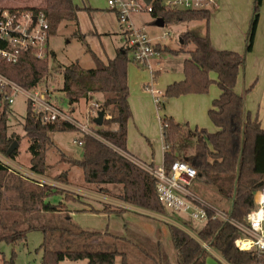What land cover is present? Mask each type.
I'll list each match as a JSON object with an SVG mask.
<instances>
[{
  "label": "trees",
  "instance_id": "1",
  "mask_svg": "<svg viewBox=\"0 0 264 264\" xmlns=\"http://www.w3.org/2000/svg\"><path fill=\"white\" fill-rule=\"evenodd\" d=\"M262 3L263 0L253 2L250 25L245 36V49L242 53L214 48L209 35L211 11L170 10L155 3L151 13L155 20L158 17L164 18L165 24L196 20L206 22L204 35L187 31L181 36L182 46L180 50L174 52L183 51L191 44L194 48L189 50V55L183 62L184 79L169 84L162 92V96L168 99L187 94H204L208 92L212 83H216L221 91L212 101L208 111L209 118L217 128L215 132L192 129L175 121L171 116L162 117L164 167L169 171L176 160H184L193 166L198 171L199 180L216 186L229 200V212L239 221H243L248 212L254 208V195L257 190L264 187V129L259 120L252 119L246 111L247 90L243 94L235 91L239 73L245 66L246 56L254 47ZM22 8L44 12L50 23V32L55 31L65 21L79 24L80 8L73 0H45L42 6ZM76 34L81 39H85L80 31ZM90 52L95 67L85 69L79 62L64 66L62 90L71 104L79 102L83 97L89 98L94 93L103 94L104 98L98 104L99 110L105 114L104 123L95 129L102 139L83 135L80 140L84 148L83 157L70 158L58 149L62 160L82 168L84 181L98 186L99 191L144 210L168 214V210L158 198L156 178L120 152H127L128 122L132 116L128 84L130 48L124 46L118 49L115 57L106 61L92 50ZM48 68V59H39L29 51L21 53L16 63H8L0 58V72L26 89L38 86L46 76ZM212 72L216 73L215 80L210 76ZM164 104L161 100L157 102L159 108H163ZM1 107L0 152L14 159L18 149L11 154H8V149L15 140L20 142L21 137L8 134L10 104L4 100L2 94H0ZM23 128L25 136L30 139L28 147L31 153L30 169L39 175L46 173L48 169L46 152L55 146L51 134L56 131L76 130L67 122L42 123L38 113L29 103ZM181 143H187L188 147H183ZM190 150L192 151L189 152ZM10 172L11 167L0 161V210L3 199L2 188ZM63 180H66L65 177ZM40 187L43 196L63 192L52 189L50 185ZM64 194L65 199H76L70 193L64 192ZM32 198L35 199L34 194ZM42 208L55 211L67 210L63 202L52 206L43 202ZM103 210L125 212L127 209L105 206ZM66 231L92 240H102L104 237L126 240L125 237L108 232L82 229ZM169 231L177 255L176 264H206L211 252L203 243L220 254L228 264H256L259 261V256L255 252L241 251L235 246L234 240L239 235L237 228L221 219H210L194 233L195 236L174 224L169 225ZM24 236L23 232H14L0 238L14 243ZM40 249L43 251L41 264H60L65 259L85 261L84 264H116L118 256L121 257V264H130L128 255L119 250H53L48 248L46 242ZM154 252L145 253L153 264H170L160 246H157ZM3 264H15L14 256L4 259Z\"/></svg>",
  "mask_w": 264,
  "mask_h": 264
},
{
  "label": "rangeland",
  "instance_id": "2",
  "mask_svg": "<svg viewBox=\"0 0 264 264\" xmlns=\"http://www.w3.org/2000/svg\"><path fill=\"white\" fill-rule=\"evenodd\" d=\"M73 1L80 8L78 11L79 24L65 21L55 31L50 32L49 47L53 53L48 58V72L38 87L50 91L48 100L52 104L72 115L78 122L90 124L94 129H97L99 125L93 122L94 116L89 111L94 103L104 98L103 94L94 93L89 98L83 97L79 102L71 104L66 93L62 90L64 83L63 67L79 62L85 69L94 68L95 62L90 50L99 57L107 59V56L112 54L114 48L120 49L127 46L124 31L128 24L120 23L118 18L115 20L114 15L117 17V14L109 9L107 0ZM44 3L45 0H0V5L2 6L18 8L42 6ZM88 7H91V9H88ZM99 20L104 25L105 30L111 31V33L107 35L96 33L95 26L100 28L101 22ZM131 20L133 26L143 31L153 45L155 44V50H157L146 64L134 62L132 53H128L131 103L135 104L139 96L142 93H146L152 101L155 116L153 122L152 119L148 118V113L145 115V122L147 120L148 123L150 122L149 129L153 135L145 137L134 130L132 140L133 144L137 145L143 154L145 148H147L149 153L153 154L160 164L163 143V138H161V117L164 116L166 103L170 99L162 96L163 89H161V86L166 77L173 72L183 73V62L188 57L189 50L194 48V45L191 44L184 48L183 51L174 52L180 50L182 46L181 36L187 31L200 34L205 28V21L179 22L165 24L160 27L155 24V18L147 11L133 14ZM116 24L117 28L114 27ZM77 31L84 35V40L76 34ZM252 66L253 63H247L246 61L242 72L246 67L251 69ZM218 89L217 84L212 83L208 92L204 94L212 93L213 90L217 91ZM156 91L161 92V94H157ZM242 92L244 93L245 90ZM156 97L164 101L163 108H159L157 105ZM27 105V98L23 94H19L10 105L8 134L19 135L21 140L17 156L14 159L8 158L3 154L4 160L11 167V172L5 180L8 190L6 189L5 199L0 210V237L14 232H23L25 236L14 243L0 238V264H3L4 259H10L12 256H14L15 264H41L43 251L40 247L44 242L47 243L49 249L53 250H119L128 254L132 264H140V261L144 264H153L145 253H155L154 250L146 247L144 242L141 243L138 239L132 237L131 234H126V240L106 241L103 238L100 243H95L90 238L73 235L66 231L67 229H76L74 224L67 219L68 211L45 210L42 208L43 202L49 204V206L59 205L60 202H63L65 209L82 205V202L72 200L73 198L65 199L64 192L78 197L76 199H82L85 204L90 202L96 207L105 205L106 202L104 200L114 196L98 191V186L86 183L82 168L62 160L59 150L70 158L81 159L83 157L84 148L82 143L74 142V140H81L83 137V134L78 129L52 133L51 137L55 146L49 148L46 152V162L48 164L46 173L39 175L31 171V153L28 151L30 139L25 136L23 128ZM1 110L2 107L0 108ZM181 145L185 148L188 147L187 143H181ZM69 170L70 184L77 187V189L81 188L83 191L91 189L89 194H98L100 202L86 197L80 189L68 187L71 185L63 180L62 174H66ZM59 176L62 178H59ZM42 185H50L52 189H59L63 192L43 196L40 187ZM32 188L33 191H31ZM189 188L215 206L230 211L229 200L219 192L216 186L196 179ZM32 194L35 195L34 200ZM158 214L163 215L162 213ZM168 214L176 222L186 226L192 233H196L202 226L184 214H178L170 210ZM106 238L108 239V237ZM210 252L206 264H228L220 254L213 250H210ZM31 255L34 256V259L29 261ZM84 263L85 261L81 260L65 259L60 264ZM116 264H121L120 256L116 258Z\"/></svg>",
  "mask_w": 264,
  "mask_h": 264
},
{
  "label": "built area",
  "instance_id": "3",
  "mask_svg": "<svg viewBox=\"0 0 264 264\" xmlns=\"http://www.w3.org/2000/svg\"><path fill=\"white\" fill-rule=\"evenodd\" d=\"M155 3L161 4L165 9L187 11H212L219 6V0H151L149 3L145 0H107L109 9L117 14L119 22L128 24L124 34L127 47L130 48L132 59L136 63H148L149 58L157 50L146 34L133 26L131 17L140 11L152 13ZM49 37L50 23L44 12L0 5L2 60L16 63L21 53L28 51L39 59H48L52 55ZM156 92L161 94L159 91ZM0 94L10 105L19 94L25 95L44 124L67 122L83 135L102 139L90 124L78 122L72 115L52 104L48 100L50 96L48 89H40L38 86L26 89L0 72ZM155 99L156 102L159 101L158 97ZM98 111L99 104L96 102L91 106L89 113L95 118ZM74 142L82 143L80 140ZM120 152L156 178L158 198L168 211L184 214L200 225L206 224L210 219H221L232 224L239 232L234 240L235 246L241 251L255 252L259 256L256 264H264V187L257 190L254 195V208L248 212L243 221H239L233 218L229 211L208 202L189 188L193 181L198 179V171L186 161L176 160L167 171L164 165L155 167L127 152ZM0 161L8 165L2 153H0ZM183 227L195 236L189 229ZM203 245L207 250H212L206 243Z\"/></svg>",
  "mask_w": 264,
  "mask_h": 264
},
{
  "label": "crops",
  "instance_id": "4",
  "mask_svg": "<svg viewBox=\"0 0 264 264\" xmlns=\"http://www.w3.org/2000/svg\"><path fill=\"white\" fill-rule=\"evenodd\" d=\"M253 2L254 0H219V6L211 11L209 19V35L214 48L219 50H232L239 53L244 51L245 36L250 25ZM88 9H91V7H88ZM114 18L117 20L116 15H114ZM114 27L117 28V24ZM95 29L97 34L104 33L107 35L108 33H111V31L105 30L102 22L100 23V28H96L95 26ZM205 33L206 22L205 28H203L200 35H204ZM117 50L118 48H114V51L107 56V59L115 57ZM107 59L103 60L106 61ZM246 61L247 63H253V66L251 69L246 67L243 72L241 71L239 73L235 91L239 94H243L242 91L247 90L245 93L246 111L252 119L257 118L261 127L264 129V0L260 11L254 47L253 50L247 54ZM210 76L212 79H216L215 72L210 73ZM183 79L184 73L173 72L166 77L161 89L164 91L169 84ZM220 93L221 91L218 89L217 91L213 90L212 93L209 92L208 94H187L170 98L166 103V112L164 116H171L175 121L183 125H188L192 129H206L209 132H215L217 128L209 118L208 111L212 106V101L217 98ZM102 100L103 99H101V101ZM137 100L138 101L135 104H132L129 96V106L132 116L128 122L127 153L136 159L144 163H149L155 167L161 166V164L164 165V143H162V158L160 164L157 162L154 155L149 153L147 148H145L143 154L138 146L133 144L132 138L134 136V130L138 131L145 137H151V134L153 135L149 129L150 122L148 123V120L145 122V115L148 113V118L152 119L153 122L155 118L153 104L147 94L142 93ZM191 151L192 150L189 152ZM69 175L70 170L69 172H66L65 176H63L66 179L65 181H67L66 183L71 185L68 187L77 189V187L70 184ZM6 189L7 187L4 184L2 188V202L5 199ZM79 189L86 195V197H90L92 200L94 199L100 202V196H98V194H89L91 189L84 191L81 190V188ZM31 191H33V188ZM72 200L82 202L80 207L76 206L65 210L69 211L67 213V219L74 224L77 230L82 229L108 232L120 237H125L126 234H131L132 237L138 239L141 243L144 242L146 244L145 246L148 248L154 250L157 249V246H160L166 256V260L170 264H176L177 255L171 243L169 225L174 224L183 229L185 228L170 216L144 210L114 197L104 200L106 204L100 207L93 206L90 202L89 204H85L82 199ZM105 206H110L112 208L123 207L127 210L125 212H106L103 210ZM104 238L106 241L112 240L109 238L107 239L106 237ZM93 241L99 243L101 242V239H94ZM129 263L132 264L130 257ZM140 264L144 263L140 261Z\"/></svg>",
  "mask_w": 264,
  "mask_h": 264
},
{
  "label": "water",
  "instance_id": "5",
  "mask_svg": "<svg viewBox=\"0 0 264 264\" xmlns=\"http://www.w3.org/2000/svg\"><path fill=\"white\" fill-rule=\"evenodd\" d=\"M145 1H146V3H149L151 0H145ZM155 24H156L157 26H160V27L164 26V25H165V20H164V18H162V17H158V18L155 20ZM104 118H105V114H104V112L101 111V110H99L97 116L94 118V123L97 124V125H99V126H101V125H103V123H104ZM19 146H20V143H19L17 140H15V141L12 143V145L9 147V149H8V154H11L14 150L18 149ZM63 176H65V174H63ZM31 259H34V256H33V255L30 256L29 261H30Z\"/></svg>",
  "mask_w": 264,
  "mask_h": 264
}]
</instances>
